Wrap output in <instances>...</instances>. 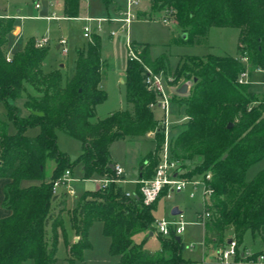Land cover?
<instances>
[{
    "label": "trees",
    "instance_id": "1",
    "mask_svg": "<svg viewBox=\"0 0 264 264\" xmlns=\"http://www.w3.org/2000/svg\"><path fill=\"white\" fill-rule=\"evenodd\" d=\"M78 1L62 0V16L76 17ZM101 3L107 6L109 0ZM163 7L175 11V22L189 40L205 36L213 27L238 30L236 55L187 56L170 75V85L191 81L186 96L174 98L179 105L177 112L181 110L188 120L174 140L172 153L186 168L187 160H195L187 176L210 173L212 193L203 206L211 213L204 225L205 244L225 243L233 237L240 249L245 234L251 233L263 244L255 255H264V167L249 173L264 159V92L236 82L248 65L264 66V0H149L150 11ZM13 27L12 18L0 16V104L14 127L9 134L6 123L0 120V178L9 180L1 202L8 214L0 218V264H21L27 259L34 264H55V232L61 226V217L59 212H51L55 203L53 180L75 165L80 166L83 180L112 177L111 142L154 132L155 147L139 162L138 179L150 177L161 142L157 121L148 106L155 101V94L142 84L141 65L125 57V107L94 118V107L105 99L99 88V37L93 35L83 49L76 51L73 72L61 84L58 70H41L47 48H36L33 37L6 57L7 36ZM132 43L140 47L145 66L155 72L165 71L164 56L150 59L148 45ZM242 57L248 62H242ZM20 97L25 116L13 104ZM31 127H37L38 132L25 135ZM56 130L80 142V153L72 162L58 151ZM45 158L53 161L46 180ZM23 181L35 183L23 185ZM137 188L135 184L134 194ZM156 202L145 205L139 198L125 196L116 183L83 193L68 210L77 239L74 243L63 239L65 260L73 264L80 259L81 250L88 246L86 232L93 221H99L102 234L109 239V253L118 256L116 264H193L182 256L181 240L155 232ZM47 225L52 229L50 244ZM228 231L232 233L226 235ZM140 232L156 233L161 251L151 253L142 248V243H134L133 235Z\"/></svg>",
    "mask_w": 264,
    "mask_h": 264
},
{
    "label": "rangeland",
    "instance_id": "2",
    "mask_svg": "<svg viewBox=\"0 0 264 264\" xmlns=\"http://www.w3.org/2000/svg\"><path fill=\"white\" fill-rule=\"evenodd\" d=\"M9 2L14 4V7L22 5L30 12L33 11V4L35 2L44 8L47 7V0H0V2ZM94 1V0H91ZM98 2V0H96ZM144 2L146 0H143ZM142 1V2H143ZM40 13V11H38ZM23 31H28L29 27L35 25L36 29L40 32L43 31L45 22L42 20L33 19H23L19 22ZM51 29L55 30L51 32V36L61 34L65 40H67V54L66 57H61L52 49L51 40L49 38V51L43 61L42 69L46 70L48 67L53 66L55 62L66 60L67 67L64 72L61 73V78L64 79L65 75H70V68L73 65V59L75 55V47H79L84 41L80 33V22L78 21H59L58 23L52 22ZM181 32V28L176 22L165 25L160 21H143L135 22L130 27V37L136 41H141L148 45L149 55L151 57H158L160 55L164 56L166 61V69L163 73L164 76L172 75L175 67L185 60V57L191 55H206L208 53L212 54H232L236 49L237 34L238 30L236 28H211L205 36H197L192 38V40L184 38ZM35 39V37H33ZM29 39V38H28ZM27 39V40H28ZM122 37L118 35L115 38L118 46L115 49L113 56V62L109 61L108 66L105 68L104 72L107 74L106 78L101 81V89L105 93V100L100 104L96 105L94 108V118H102L106 116L109 112L125 107L124 103V91L122 84H117L114 78V72L121 71L123 69L125 61V50L123 47ZM9 43L12 42L10 34L8 35ZM22 40L15 44L14 49H17ZM84 45V44H83ZM83 45L80 46L78 50L83 49ZM8 54V53H7ZM9 55V54H8ZM73 68V66H72ZM182 81V80H181ZM180 81V82H181ZM182 84H186L190 87L191 81H183L175 85L168 86V89H172V104L169 106L168 121L171 125L175 126L173 132L178 134L183 128L185 121H181V117L184 115L181 110L177 112V103L174 98H184L186 96L176 94V90ZM264 85V84H263ZM263 93V91H257ZM121 99V104L118 101ZM21 97L13 101V104L18 108L19 114L22 116V107L19 105ZM180 108V107H179ZM153 117L156 121L162 118L163 112L159 108L151 109ZM0 120L4 121L7 125V132L9 134L14 132L13 125L6 120L5 109L2 104H0ZM181 122H178V121ZM38 132L37 127L28 128L25 131V135L34 136ZM150 137L154 138V133L149 132ZM56 135V147L58 151L64 153L70 162H72L80 153L81 147L80 142L68 135H66L61 130L55 131ZM155 144L153 140L147 137H136V138H123L117 139L111 142L109 145V156L113 162L121 166L123 170L122 179L124 182L120 184L122 189L126 192H134V179L136 178V170L139 164L140 157L151 150H153ZM195 160H187L185 162L187 170H191L195 165ZM260 166H264V159L253 167L250 168L249 173L253 174L257 171ZM53 168V161L49 158H45L43 167V177L48 179L51 170ZM191 177V176H189ZM30 183H35L31 181H23L21 184L26 185ZM119 185V183H118ZM67 188H70L72 194H68ZM94 190H99L95 188V184L91 179L83 180L81 179L80 169L78 165H75L71 169V180L66 183V185H59L56 188V194H64L66 198L60 196L61 207L71 209L76 205L83 193H90ZM189 189H185L181 193H175L170 199H160L157 202L156 209L154 210V216L156 220L168 217L170 215L171 209L175 206H179L180 209L184 211L185 220L188 222L185 231L180 236L182 243V256L186 259H190L196 264H215V251L214 248L221 247L224 245L223 242L213 241L207 246L203 243L204 229L200 224H193L191 221L195 220V212L201 211L203 209L202 197L200 188L195 192V198L191 199L189 197ZM55 194V195H56ZM156 205V204H155ZM54 215V213H52ZM48 224V223H47ZM61 229V230H60ZM70 230L68 216L66 210L61 212V226L56 229V243H55V264H69L65 260V249L63 245L62 233L65 236ZM232 232L228 231L226 235H230ZM52 237V229L49 225L46 226V239L47 243L50 244ZM255 236L251 233H246L243 238V245L240 250L250 252L252 258H256L257 254L256 248H253V243L255 242ZM86 241L88 246L81 250L80 259H75L73 264H116L118 261V256L111 255L108 251L109 239L102 234V225L99 221H93L86 232ZM133 242L142 243V248L151 252L159 253L161 251V243L159 237L156 233L148 236V233L142 232L133 236ZM72 243V242H71ZM214 261V262H213ZM245 262V258L240 259L237 256L233 263L235 262ZM21 264H34L31 259H27ZM241 264V263H239ZM243 264H261V263H243Z\"/></svg>",
    "mask_w": 264,
    "mask_h": 264
},
{
    "label": "built area",
    "instance_id": "3",
    "mask_svg": "<svg viewBox=\"0 0 264 264\" xmlns=\"http://www.w3.org/2000/svg\"><path fill=\"white\" fill-rule=\"evenodd\" d=\"M143 0H125L123 7L114 16L105 17H89L84 16L79 18L83 24L81 26V35L88 41L93 35H100L106 33L109 37H114L121 34L123 37V46L125 50V57L129 60H134L139 63L143 69L142 84L149 92L155 94V101L149 103V109L159 108L162 112V118L157 121L156 130L161 135V142L158 149V161L153 174L148 178H141L134 181L138 185V193L134 194L125 192V196L139 198L145 205L156 202L163 197L170 199L173 194L181 193L185 189H189V197L195 198V192L200 188L202 204L209 202L212 189L209 186L210 173L204 175L187 176V168L182 160L174 157L172 153L174 140L177 134L174 131L175 126L168 121L169 106L172 102V89L169 90L170 82L173 80L171 76L165 77L161 71L155 72L145 66L140 58V47H137L129 39L130 24L137 17V10ZM37 7V4H35ZM74 18V17H73ZM148 19L157 20L165 25H170L175 22V11L169 7H163L157 11H150ZM108 26H111L108 28ZM48 38L40 36L34 39V46L41 48L46 46ZM59 51L61 54H66V40L60 38L57 41ZM8 58V54L6 56ZM242 62L247 63V58L242 57ZM253 74H259L264 79V66H250L239 73L236 82L240 85H252L255 83ZM172 86V85H171ZM178 93V90L175 92ZM179 95V93H178ZM177 115V109H176ZM188 117L183 115L181 121H187ZM180 120L178 122H181ZM154 133V132H153ZM112 177H97L91 178L96 189L102 190L110 183L118 184L123 173L121 166L118 164L112 165ZM70 180L69 171L64 170L63 173L53 180L51 186L52 194H56V188L59 185H66ZM67 193L72 194V191L67 188ZM211 217V213L202 209L196 212L193 224H200L204 226L206 221ZM188 222L185 220L184 214L181 212L170 218H162L154 221L155 232L169 237L170 235L181 236L185 230ZM229 240V242H228ZM223 246L214 248L215 260L220 264H232L234 259L239 256L240 259H246L247 263H261L264 264V255H257L252 258L250 252L238 249L236 240L231 237Z\"/></svg>",
    "mask_w": 264,
    "mask_h": 264
},
{
    "label": "crops",
    "instance_id": "4",
    "mask_svg": "<svg viewBox=\"0 0 264 264\" xmlns=\"http://www.w3.org/2000/svg\"><path fill=\"white\" fill-rule=\"evenodd\" d=\"M124 1L125 0H109V4L107 6H104L101 3V0H98V2L96 0H94V1H91V0H79L78 1V13H77L76 17H74V18H66V17L62 16V12H61L62 11V0H47L46 1V3H47L46 6L47 7H44V8H42L39 5V3L35 2L33 4V11H34L33 14L28 12V10H26V8L24 6H22V5H19L18 7L17 6L14 7L15 6L14 4H11V3L7 2V1L0 2V16H3L5 18H12L14 20V27H13L12 31L9 33L11 38H12V42L11 43H9L8 36H7V44H8V52L7 53L10 54L14 50L20 49L24 45L25 41L28 38H30V37L37 38V37H40V36H46L48 38V41H49V38L51 40L52 49L55 52H57L58 54H61L60 51H59V46L57 44V41L60 38H64V37L61 36V34H57V35H55L53 37L51 36L52 35L51 32L53 30V29H51V23L52 22L58 23L59 21H78V22H80V33H81V26H82L83 22L79 18L84 17V16H89V17L114 16L123 7ZM35 4H37V7H35ZM38 11H40V13H38ZM148 13H149V0H146L145 2L143 1L140 4V6H139V8H138V10L136 12L137 17L130 24V27L132 26L133 23L138 22V21L139 22L149 21L150 19H148ZM25 18L26 19L44 21L45 22V26H44L43 31L42 32L38 31L36 29L35 25L30 26L28 31H23L21 26H20V24H19V22L21 20L25 19ZM150 21H153V20H150ZM109 27H111V26H108V28ZM130 27H129V39L132 42H135V43L145 44V43H143L141 41H136V40H134V39H132L130 37ZM53 31H55V30H53ZM118 35L122 37L121 34H117L114 37H109L106 33L98 35L99 40H100V62H101V67H100L101 68L100 69L101 77H100V82H99V88L100 89H101L100 86H101L102 79L106 78V76H107V74L104 72V70L108 66L109 61L113 62V56H114V53H115V49H116V47L118 46V43H119V42H116V40H115V38L118 37ZM183 35H185V37H186L185 33ZM81 37H82V35H81ZM237 39H238V34H237ZM20 40H22L20 46L17 49H14L15 44H17ZM86 42L87 41L84 39V41L80 44V46L83 45V44H84L83 46H85ZM122 42H123V39H122ZM80 46L79 47H77V46L75 47V49H74L75 50L74 51L75 54H76V51L80 48ZM67 47L68 46H67V40H66V48ZM46 48H47L46 49L47 50L46 51V55H47V52L49 51V44L48 43L46 45ZM67 52H68V50H67ZM67 52H66V54H67ZM66 54H64V55L61 54L62 55L61 57L62 58L64 56L66 57ZM148 54H149V50H148ZM227 54H229V53H227ZM236 54H237V42H236L235 51L232 54H229V55L233 56V55H236ZM46 55H45V57H46ZM149 57H150V59H155L154 57H151L150 55H149ZM44 59H43V61H44ZM74 60H75V55H74V59L72 61L73 62V65H72L73 67H74ZM43 61L41 62V70L44 73H47V72H50V71H54V70H58L59 73L61 74L62 72L65 71V69L67 67L66 60H63V61L55 62L53 66H50V67H48V69L44 70V69H42ZM124 65H125V61H124ZM124 65H123V69L121 71L114 72V78H115V82H117V84H122V82H123ZM72 66L70 68V72H71V73H69L70 75L73 72ZM70 75H65L64 79L61 78V84H64L65 80L68 77H70ZM252 76H253V79L255 80V83L252 84V88L255 91H260L261 90V91L264 92V85H263L264 84V79H263V77L261 75H259V74H253ZM118 103H119V105L121 104V99L118 101ZM19 105L21 106V101H20ZM118 109H122V108L119 106ZM118 109H116V110H118ZM111 112H113V111H111ZM111 112H109V113H111ZM21 113H22V116L26 115V111L23 108H22ZM142 137L150 138L154 142V138L150 137L149 134H146L145 136H142ZM134 138H136V137H134ZM151 151H153V150H151ZM146 153H148V152H146ZM146 153H144L140 157L139 162H140L141 158ZM111 162L114 163V164H117V163L113 162L112 159H111ZM263 167L264 166H262V167L260 166V168H258V169H261ZM79 169H80V166H79ZM80 174H81V172H80ZM138 175H139V164H138V167H137V170H136V178L134 179V181L138 179ZM69 176H70V180H71V171L69 172ZM122 176H123V173L121 175L119 185L122 182H124V180L122 179ZM8 181H9L8 179L0 178V218L5 217L8 214V211L1 206L2 197H3V187ZM134 186H135V184H134ZM95 188H96V186H95ZM68 189H70V188H68ZM131 193H133V192H131ZM60 196H63L64 198H66L64 194H56L55 197H54L55 203H53L51 212L54 213V214L59 212L60 213V217H61V212L63 210H66L67 216H68V210H70V209L66 208V202H65V207L64 208L61 207V200L59 198ZM162 198L163 197L159 198L157 200V202L160 199H162ZM163 199H166V198H163ZM157 202H156V206H157ZM175 207H177L184 214V211L182 209H180L179 206H175ZM153 214H154V212H153ZM195 215H196V212H195ZM172 216H175V215H172L171 212H170V215L168 217H165V218H170ZM184 217H185V215H184ZM68 221H69V219H68ZM192 222L193 221H191V223ZM69 226H70V223H69ZM202 227L204 229V226H202ZM57 228H60V227H56V229ZM185 229H186V227H185ZM140 233H142V232H140ZM137 234H139V233H137ZM151 235H153V234H151ZM151 235H148V236H151ZM62 236H63V239L66 238V240L68 242H72V243H74L76 241V239H77V237L74 235V232L71 229V227H70V230L67 233V235L65 236V233L63 232ZM254 238H255V242L253 243V248H256L255 251L258 252L259 250H261L263 248V244H262V242H261V240H260V238L258 236H255ZM132 241H133V237H132ZM203 243H204L205 246H207L205 244V232H204ZM64 249H65V247H64ZM65 256H67L66 249H65ZM65 259H66V257H65ZM239 263L243 264V263H247V262L239 261V262H236L234 264H239ZM193 264H196V263L193 262ZM215 264H220V263L215 261Z\"/></svg>",
    "mask_w": 264,
    "mask_h": 264
},
{
    "label": "water",
    "instance_id": "5",
    "mask_svg": "<svg viewBox=\"0 0 264 264\" xmlns=\"http://www.w3.org/2000/svg\"><path fill=\"white\" fill-rule=\"evenodd\" d=\"M183 37H185V35H183ZM188 90H189V86L186 84H182L178 89V93L184 95L188 92ZM110 167H112V164H110ZM54 197H53V199H54ZM180 213H181V211L177 207H173L171 210L172 215H177ZM151 234H153V232H148V235H151ZM175 239L177 240V242H180V240H181L180 236H175ZM228 242H229V240H228Z\"/></svg>",
    "mask_w": 264,
    "mask_h": 264
}]
</instances>
